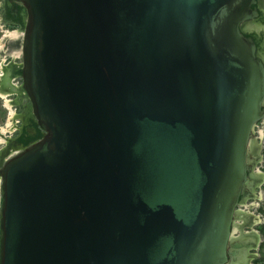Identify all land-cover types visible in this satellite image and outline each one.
I'll use <instances>...</instances> for the list:
<instances>
[{
  "label": "water",
  "instance_id": "water-1",
  "mask_svg": "<svg viewBox=\"0 0 264 264\" xmlns=\"http://www.w3.org/2000/svg\"><path fill=\"white\" fill-rule=\"evenodd\" d=\"M258 1L8 0L44 132L0 169V264L228 261L264 115Z\"/></svg>",
  "mask_w": 264,
  "mask_h": 264
},
{
  "label": "rangeland",
  "instance_id": "rangeland-1",
  "mask_svg": "<svg viewBox=\"0 0 264 264\" xmlns=\"http://www.w3.org/2000/svg\"><path fill=\"white\" fill-rule=\"evenodd\" d=\"M6 3L7 0H0V64L2 65L0 68L2 75L0 85L4 89H11L12 91L7 95L12 113H10L9 107L4 105V98L0 95V128L1 126L4 127L3 131L0 132V169L5 159L16 153L19 149L18 145L27 144L18 140L24 125L28 126L29 132L32 128L37 129L40 136L44 132L32 113L29 97L22 85V34L12 37L7 33L10 30L23 31V22L26 16H22L21 24L11 21L4 15ZM258 3V6H262L261 9L264 11V0H259ZM259 22L264 24V16L254 21V28L258 26ZM261 38L264 39V32H262ZM262 50L264 51V45ZM33 121L34 123H32ZM250 138L248 150L253 154L254 163L252 172L248 175L250 181H246L245 184L248 190L246 194L241 195L236 204L238 213L232 225V241L234 235L240 233L243 235L240 236L242 239L248 240V237H252L254 243L251 242L245 247L246 252L249 253V255H244L246 260L242 258L235 262L242 257L240 255L237 259L230 260V257L225 264H241L243 260H245L243 264H264V115L255 121ZM7 139L8 145L6 147L4 145Z\"/></svg>",
  "mask_w": 264,
  "mask_h": 264
},
{
  "label": "bare ground",
  "instance_id": "bare-ground-1",
  "mask_svg": "<svg viewBox=\"0 0 264 264\" xmlns=\"http://www.w3.org/2000/svg\"><path fill=\"white\" fill-rule=\"evenodd\" d=\"M260 6H261V4H260ZM261 16H264V11H262ZM243 28L245 30H247V31H255V33H256L257 36H258V34L264 32V24L263 23H260V22H259L258 26H256V28H254L252 22L251 23L250 22H247L246 24H244ZM7 33H8L9 36H12V37L18 36L19 34H21V32L20 31H17V30H10ZM22 35H23V32H22ZM260 52H261L262 57H264V53L262 52V48L260 49ZM21 53H22V51H21ZM14 54L16 55V53H14ZM1 66L2 65L0 64V68H2ZM1 79H2V75L0 74V81H1ZM10 92H12L11 89H4L0 85V95L4 98V105H6V107H9V109H10V105H9V102L7 101V95H9ZM10 113H12L11 109H10ZM9 116H10V114H9ZM8 121H9V118H8ZM3 129H4V127L1 126L0 132H2ZM0 139H1V135H0ZM250 140H251V138H250ZM250 140H249V144H250ZM7 142H8V139L6 140V143L4 145L6 147L8 145ZM22 148H23V146H20L19 149L16 152H18ZM247 161H248V168L252 172V165L254 163V157H253V154H251L250 150H248V153H247ZM249 181L250 180H247V182H249ZM245 184L243 186V194H246V192L248 190V187H246ZM237 213H238L237 212V208L235 206L232 224L234 222V218L237 216ZM251 240L252 239L248 238V240H246V241H251ZM249 244H250L249 242L246 243V242H243V241H236L235 243H233V241H232V227H231V229H230V238H229V242H228V250H229L230 256H232V258L230 260L237 259L238 256H240L239 253L242 254L244 251H246V250H244V249H246L244 247H247ZM241 256H243V255H241Z\"/></svg>",
  "mask_w": 264,
  "mask_h": 264
},
{
  "label": "flooded vegetation",
  "instance_id": "flooded-vegetation-1",
  "mask_svg": "<svg viewBox=\"0 0 264 264\" xmlns=\"http://www.w3.org/2000/svg\"><path fill=\"white\" fill-rule=\"evenodd\" d=\"M262 14V12L261 11H259V15H261ZM4 15H5V17H7L8 19H10L11 21H13V22H16V23H20L21 24V18H22V16L23 15H25V12L23 11V6L20 4V3H16V2H8V0H7V3H6V5H5V7H4ZM25 22V21H24ZM24 22H23V27H24ZM20 32H23L22 30L20 31ZM22 34V33H21ZM261 34L262 33H260V34H258V36H259V39L257 40V44L258 43H262V46L264 45V39L262 40V38H261ZM249 35H252V33H249ZM263 51V50H262ZM263 53H264V51H263ZM32 123H34V121L32 122ZM24 129H23V131L19 134V136H18V140L20 141V142H23V143H27L26 145H28V144H30V143H32V142H34V141H36L37 139H39L41 136H42V134H41V136L39 135V133H38V130L36 129L35 130V128L33 129H30L31 130V132H29L28 131V126H26V125H24V127H23ZM40 136V137H39ZM39 137V138H38ZM26 145H23V144H20V146H26ZM19 145L17 146V147H20ZM254 182V181H253ZM240 198H241V196H240ZM233 225V224H232ZM232 227V226H231ZM240 236H243L242 234H240V233H237V235H234V239H233V243H235L236 241H243V242H249V243H254V239L252 238V237H250L252 240L251 241H246V240H244V238H243V240H242V238L240 237ZM247 238V237H246ZM249 238V237H248ZM245 248V247H244ZM245 250V249H244ZM239 252V251H238ZM239 255H243L242 257H240V259H237V261H235V262H238V260H241L242 258H244L245 259V256L246 255H249V253H247L246 251H244L242 254L241 253H239ZM245 255V256H244ZM232 258V256H230V253H228V259L229 258ZM246 260V259H245ZM245 260H243V262L241 263V264H243L244 262H245Z\"/></svg>",
  "mask_w": 264,
  "mask_h": 264
}]
</instances>
